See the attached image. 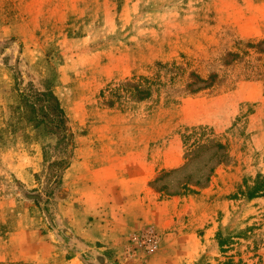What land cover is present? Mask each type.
I'll use <instances>...</instances> for the list:
<instances>
[{
  "label": "rangeland",
  "instance_id": "rangeland-1",
  "mask_svg": "<svg viewBox=\"0 0 264 264\" xmlns=\"http://www.w3.org/2000/svg\"><path fill=\"white\" fill-rule=\"evenodd\" d=\"M234 32L264 40V0H0V264H264V195L246 194L264 174V79L106 103L134 71L207 59ZM36 92L57 98L68 131L30 118L22 94L38 107ZM108 164L119 180L90 172ZM89 212L109 243L76 232Z\"/></svg>",
  "mask_w": 264,
  "mask_h": 264
},
{
  "label": "trees",
  "instance_id": "trees-1",
  "mask_svg": "<svg viewBox=\"0 0 264 264\" xmlns=\"http://www.w3.org/2000/svg\"><path fill=\"white\" fill-rule=\"evenodd\" d=\"M264 44L262 39L241 38L237 32L223 37L218 44H213L208 49L213 51V55L207 59L197 57L193 54L180 53L179 56L168 60H155L147 67L145 74H136L122 81L117 87L110 88V93L114 100L106 103L111 105L115 100H121L128 94V98L141 101L146 98L157 96L155 101L159 102L162 98L165 102H174L181 97L198 96L213 92L224 93L236 88L239 81H258L264 76V71L259 70L254 60L264 59ZM253 50V51H252ZM255 54V55H254ZM24 103L29 105L30 112L36 125H51L48 130L60 133L66 128L67 117L59 106L57 98L51 93L36 92L33 98L38 101L39 106L28 102L30 97L22 94ZM50 99V114L44 113L39 117V111L45 105V100ZM175 101V102H176ZM42 115V114H41ZM71 137V133H67ZM60 164V163H59ZM62 164V163H61ZM68 161L61 166L63 171L68 166ZM247 197L253 198L264 195V174H257L253 184L247 188ZM222 241L219 240V245Z\"/></svg>",
  "mask_w": 264,
  "mask_h": 264
},
{
  "label": "crops",
  "instance_id": "crops-1",
  "mask_svg": "<svg viewBox=\"0 0 264 264\" xmlns=\"http://www.w3.org/2000/svg\"><path fill=\"white\" fill-rule=\"evenodd\" d=\"M103 167H105V168L108 169V167H112V166L108 164V165H105V166H102V167H99V168H95V169L91 170L90 172H92L98 178L105 176V178H107V179H115V178L118 179V180L120 179V176L118 174H116V173L115 174H110V175H103L105 173L101 174L100 173L101 171H105V170H102ZM139 176H142V173H139ZM86 178H87V180L84 181V184H85L84 186L89 185L88 181H90V180L92 181L94 179L92 177H90V179H89V175ZM131 178H133V177L130 176V175H126L125 180L126 181H129V180H131ZM140 182H141V178H140ZM89 186H90L89 187V190L86 192V194L88 193V195H95V194H93L94 192L95 193H98L97 191H93L95 189L99 190L98 187L94 188V184L89 185ZM105 187L103 188V194L102 195L106 196V198H108V200H110L113 197L114 188H113L112 185H110V187H108V186H105ZM132 187H136V184L134 185V183H133ZM135 192H136V189L135 188H133L132 190L129 189V188H128V190H124V193L126 194V199H124V200L126 202H130L131 200L135 202L136 201V198H137L135 196ZM83 195H85V192H83ZM90 214H91V212H89L88 214H86L87 215V216H85L86 220L82 221V223L78 222V226H80V227H79V230L76 231V232L81 233V235L84 236V237H86V238L95 239V240H99V239L104 238L103 236H105L106 234L114 233V231L111 230V228L110 229H107L106 228V226H108L107 219L105 220V224L102 225L101 224L102 221H101V218L100 217L94 216V219L91 220L90 217H89ZM76 219L74 218V221ZM78 220L80 221V218H78ZM138 222H140V221H138ZM132 223H133V226H134L135 225L134 224L135 222L132 221ZM103 226H105V227H103ZM110 226H112V225H110ZM104 228H105V230H103ZM122 232H125V231H122ZM103 241L105 243H109L108 242L109 241L108 238H106V239L104 238Z\"/></svg>",
  "mask_w": 264,
  "mask_h": 264
},
{
  "label": "built area",
  "instance_id": "built-area-1",
  "mask_svg": "<svg viewBox=\"0 0 264 264\" xmlns=\"http://www.w3.org/2000/svg\"><path fill=\"white\" fill-rule=\"evenodd\" d=\"M142 244L148 251H151L155 248L157 244V235L155 230L152 228H147L142 234Z\"/></svg>",
  "mask_w": 264,
  "mask_h": 264
},
{
  "label": "water",
  "instance_id": "water-1",
  "mask_svg": "<svg viewBox=\"0 0 264 264\" xmlns=\"http://www.w3.org/2000/svg\"><path fill=\"white\" fill-rule=\"evenodd\" d=\"M32 197H37L36 195H33Z\"/></svg>",
  "mask_w": 264,
  "mask_h": 264
}]
</instances>
